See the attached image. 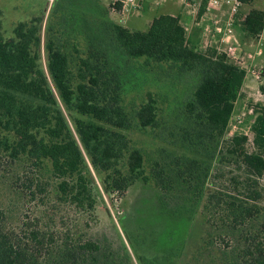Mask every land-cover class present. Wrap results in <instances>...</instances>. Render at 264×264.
<instances>
[{"label": "trees", "instance_id": "obj_1", "mask_svg": "<svg viewBox=\"0 0 264 264\" xmlns=\"http://www.w3.org/2000/svg\"><path fill=\"white\" fill-rule=\"evenodd\" d=\"M83 2L99 16L73 25L87 36L84 49L65 44L62 28L59 33L49 23L48 71L44 17L20 21L9 37L0 21V152L12 164L15 189L22 181L21 191L34 197L49 188L50 201L71 206L76 217L59 240L36 225H9V213L0 207V264H264V106L252 126L255 151L244 134L228 131L247 69L215 47L200 50L179 16L161 14L147 30H132L111 20L102 0ZM205 5L202 0L199 15ZM237 26L243 38L258 39L264 10L250 8ZM142 59L178 78L194 75L179 125L185 152L175 151L170 169L156 162L151 173L128 135L133 121L123 104L124 64ZM260 74L264 94V67ZM65 109L74 114V129ZM157 110L152 97L139 108L142 128L159 125ZM93 170L110 195H123L138 181L154 182L161 195L148 217L165 228L153 245L171 246L181 230L185 253L176 260L137 254L136 261L124 240L89 237L86 226L98 205ZM221 178L225 184L217 185Z\"/></svg>", "mask_w": 264, "mask_h": 264}, {"label": "rangeland", "instance_id": "obj_2", "mask_svg": "<svg viewBox=\"0 0 264 264\" xmlns=\"http://www.w3.org/2000/svg\"><path fill=\"white\" fill-rule=\"evenodd\" d=\"M113 1L102 0V4L108 11L114 12L112 10ZM174 1L180 4H178L179 7L171 5L170 2L167 3V0H139L141 7L133 14H121L116 11L112 14V19L132 30H147L152 20L161 14L174 12L178 8L183 12L182 3L186 0ZM53 2L54 0H0V21L6 37L13 35V30L20 21L29 20L35 16L44 17L42 55L46 70L47 57L44 43L47 38L48 24L53 23V27L59 33L62 28L64 37H67L63 38V42L68 41L84 49L87 36L80 34V28L73 25L77 22L83 25V22L89 20L91 16H98V14H92L89 11V4L83 0L77 2L75 0H56L54 4ZM195 2L197 3L195 4ZM200 2L201 0H192V6L196 9ZM252 7L264 10V0H253V3L249 5L243 4L238 17L242 19ZM186 10L190 9L186 7ZM211 16V13L198 15L196 20L186 25L188 37H192L197 42L199 49L203 51L209 47H215V42L211 46L206 42L205 27L210 22ZM66 33H69L68 36ZM236 33L246 51H256L257 45L254 44L253 47L251 46L252 48L249 46L253 39L243 38L238 26ZM65 44L67 43L65 42ZM260 46L263 48V54L258 55L249 63L257 72H261L264 67V42ZM124 66L126 67L122 78L126 84V91L123 95V104L133 121V130L128 132V135L133 145L142 149L145 157L144 165L148 173H151L156 167V162L159 163L160 168L170 169L169 166L175 159V151L185 152L179 138V132L182 129L179 125H184L181 120L185 116L187 102L192 96L193 85L191 83L194 75L190 73L184 75L183 78H178L174 73H168L163 69L165 67L154 63L149 64L143 59L130 61ZM260 84L261 80L256 78L254 73L246 72L244 86L239 92L228 128L230 134L241 133L246 136V146L250 151L256 150L255 134L252 128L256 119L255 111L264 106V94L260 90ZM150 97L156 100L160 123L156 127L142 128L137 118V111L149 101ZM65 114L74 129L72 120L74 114L66 109ZM88 163L92 168L89 158ZM11 165L3 152H0V207L5 208L9 213V225L23 230L36 225L35 227L38 226L47 235L53 233L52 236L60 240L63 230L67 229V226L72 227L75 224V210L71 206L55 205L56 202L50 201L49 188L43 192L39 190L34 197L31 196L29 190L21 191L22 181L17 184L20 188L15 189L16 184L13 182L16 177L12 174ZM224 169L226 172L232 170L228 166ZM93 175L97 187L98 205L94 220L90 222L89 226H86L89 237L109 241L113 244L120 242L121 239L124 240L136 261L137 254L151 260L166 254V257L170 256V260H176L179 253H185L186 247L182 246L183 233L181 230L176 232V242L171 246L166 244L159 249L153 245L160 231L165 228L159 222L156 223L148 217V213L150 214L151 208H154L157 198H160L161 195V190L154 182L146 184L138 181L130 186L123 195L117 196L116 194L110 195L105 191L100 176L94 170ZM216 182L217 185L225 184L223 178ZM214 186V184H207L211 190L215 188ZM34 190L37 189L34 188ZM38 216L40 218L36 219ZM130 238L133 243L130 242ZM181 258L180 255L177 261L182 262Z\"/></svg>", "mask_w": 264, "mask_h": 264}, {"label": "built area", "instance_id": "obj_3", "mask_svg": "<svg viewBox=\"0 0 264 264\" xmlns=\"http://www.w3.org/2000/svg\"><path fill=\"white\" fill-rule=\"evenodd\" d=\"M202 1V0H201ZM113 11H119L121 14H133L140 8L139 0H114ZM118 5L119 8L115 6ZM243 6L242 0H206L205 11L203 14L211 13L210 22L206 25L205 31L207 35V45H213L218 53L225 54L231 61L247 71L255 74V77L260 79V72H257L251 65L258 55L263 54V48L260 46L264 41L262 34L256 40V51L245 50L236 33V25L240 20L238 17L239 11ZM199 15V13H196Z\"/></svg>", "mask_w": 264, "mask_h": 264}, {"label": "crops", "instance_id": "obj_4", "mask_svg": "<svg viewBox=\"0 0 264 264\" xmlns=\"http://www.w3.org/2000/svg\"><path fill=\"white\" fill-rule=\"evenodd\" d=\"M193 1H195V0H193ZM168 2H170L171 3V5H173V6H175V7H179L178 6V2L177 1H174V0H167V3ZM197 2H195V4H196ZM201 3V2H200ZM139 4H140V7H141V3L139 2ZM180 5V4H179ZM186 7L188 8V9H190V10H186ZM180 8H178L177 10H175L174 12H171V13H167V14H171V15H173V16H179L180 17V19H181V22L186 26L187 24H191L194 20H196L197 19V16H198V14H196V13H199V11H200V4L198 3V8H194L193 6H192V0H186L184 3H182V9H183V12H182V10H179ZM116 11H114V12H110V16H109V18L111 19V20H113V21H115L114 19H112V14L113 13H115ZM117 13H120L119 11H117ZM153 21V20H152ZM189 21H191V22H189ZM116 22V21H115ZM186 29H188V27L186 26ZM263 34H264V31H263V33H262V40H263ZM264 41V40H263ZM257 41L256 40H252L250 43H249V46L251 47H253V45L256 43ZM251 47V48H252ZM252 80V79H251ZM244 82H245V80H244ZM243 86H244V83H243ZM259 86V85H258Z\"/></svg>", "mask_w": 264, "mask_h": 264}]
</instances>
